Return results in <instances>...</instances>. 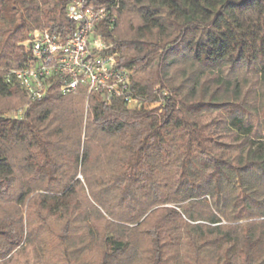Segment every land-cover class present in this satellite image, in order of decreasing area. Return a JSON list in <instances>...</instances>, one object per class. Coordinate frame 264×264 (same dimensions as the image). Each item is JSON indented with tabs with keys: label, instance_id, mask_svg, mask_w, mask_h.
I'll return each instance as SVG.
<instances>
[{
	"label": "trees",
	"instance_id": "16d2710c",
	"mask_svg": "<svg viewBox=\"0 0 264 264\" xmlns=\"http://www.w3.org/2000/svg\"><path fill=\"white\" fill-rule=\"evenodd\" d=\"M67 2L0 0V264H264V0H87L136 110L8 77Z\"/></svg>",
	"mask_w": 264,
	"mask_h": 264
},
{
	"label": "built area",
	"instance_id": "2783aa9c",
	"mask_svg": "<svg viewBox=\"0 0 264 264\" xmlns=\"http://www.w3.org/2000/svg\"><path fill=\"white\" fill-rule=\"evenodd\" d=\"M117 9L89 5L87 0H68L64 12L74 31L59 35L33 30L24 43L30 62L8 77L21 86L29 102L46 97L57 87L62 95L80 91L86 98L95 94L106 103L119 99L128 109L140 108L141 101L130 91L133 72L121 66L114 43L99 32L106 22L113 26Z\"/></svg>",
	"mask_w": 264,
	"mask_h": 264
},
{
	"label": "rangeland",
	"instance_id": "374dc122",
	"mask_svg": "<svg viewBox=\"0 0 264 264\" xmlns=\"http://www.w3.org/2000/svg\"><path fill=\"white\" fill-rule=\"evenodd\" d=\"M85 105H86V104H85ZM86 107H87V105H86ZM14 113H15V112H8V113H6L5 115H7V116H15Z\"/></svg>",
	"mask_w": 264,
	"mask_h": 264
}]
</instances>
